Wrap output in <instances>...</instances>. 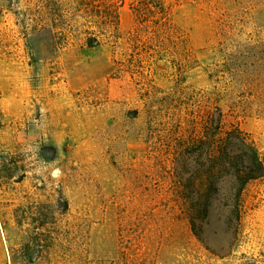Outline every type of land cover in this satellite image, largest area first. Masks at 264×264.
<instances>
[{
  "label": "rangeland",
  "instance_id": "374dc122",
  "mask_svg": "<svg viewBox=\"0 0 264 264\" xmlns=\"http://www.w3.org/2000/svg\"><path fill=\"white\" fill-rule=\"evenodd\" d=\"M94 1L117 13L105 35L79 0H0V264H264V179L220 258L172 174L213 92L264 154V0H169L166 27Z\"/></svg>",
  "mask_w": 264,
  "mask_h": 264
},
{
  "label": "trees",
  "instance_id": "16d2710c",
  "mask_svg": "<svg viewBox=\"0 0 264 264\" xmlns=\"http://www.w3.org/2000/svg\"><path fill=\"white\" fill-rule=\"evenodd\" d=\"M85 13L96 14L100 34L117 25V13L109 5L79 0ZM169 0H133L137 21L166 27ZM90 33V32H89ZM90 46L100 43L89 36ZM211 106L199 116L197 134H188L172 147V174L189 229L212 255L227 258L242 238L243 194L247 186L264 179V154L237 126L224 127V114L217 93Z\"/></svg>",
  "mask_w": 264,
  "mask_h": 264
}]
</instances>
